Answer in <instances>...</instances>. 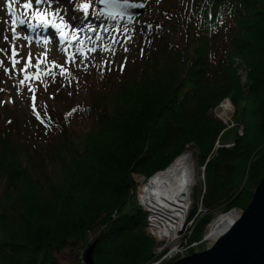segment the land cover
I'll return each instance as SVG.
<instances>
[{"label": "trees", "instance_id": "trees-1", "mask_svg": "<svg viewBox=\"0 0 264 264\" xmlns=\"http://www.w3.org/2000/svg\"><path fill=\"white\" fill-rule=\"evenodd\" d=\"M72 12L76 20L84 16ZM174 12L175 23L171 15L129 23L145 31V66L120 69L124 79L115 90L90 80L86 110L52 109L46 127L28 135L13 113L0 121V264H61L57 254L84 243L96 227L95 264L150 261L155 240L132 195L134 176L164 170L192 142L206 164L205 208L249 205L250 187L264 173V0H180ZM97 14L94 6L87 21ZM181 20L185 32L176 37ZM121 21L103 16L99 24L110 36L129 22ZM159 53L171 67L152 64ZM236 59L247 66L246 83ZM226 98L235 107L233 138L210 114Z\"/></svg>", "mask_w": 264, "mask_h": 264}, {"label": "rangeland", "instance_id": "rangeland-1", "mask_svg": "<svg viewBox=\"0 0 264 264\" xmlns=\"http://www.w3.org/2000/svg\"><path fill=\"white\" fill-rule=\"evenodd\" d=\"M75 1L59 0V2L53 3L49 0H40V2L37 3V0H31L32 8L25 9L23 5L27 3L28 0H0V60L3 61V64L0 65V121H6V119H8L7 111L13 113L11 117L18 120L20 129L24 135L34 133L36 130H40L41 127L43 128V126L46 127L44 125L46 114L52 111V109H58L59 107L61 109H66L70 105H73L71 109L83 107V110H86L87 100H90L91 96L89 95L90 90L88 88L90 80H93L95 84L103 82L107 85L108 91L115 90L121 85L124 79L120 72L122 64L128 67V70L132 72H141L140 67L145 66V63L143 64L141 59L143 57L142 54L147 52L148 45L144 43L145 31L139 24L132 27L129 26V23H135L132 22L133 19L115 17L116 19H120V21L125 19L129 22H126V26L124 27L119 26L109 37L103 38L100 36V33L102 34L101 29L97 28H101L98 21L102 20L105 15L100 13L95 15V20L97 21L93 23H98V25H100L97 28L92 22L87 21L85 15L75 21L74 19H76L77 14L72 12V10L75 12L77 10H82L78 0ZM81 1H85L88 4L90 3L91 9L98 4V0ZM132 1H144L146 3L144 14L136 19H143L145 17L151 18V16H154L155 19L159 20L160 18L163 19V17L168 18L171 15L170 20L172 22L175 23L179 21V16H176L174 11L178 7L180 0H165L168 7L167 10L171 11L168 15L166 12L167 10L165 11L164 9L162 0ZM65 6L68 7V10L64 9ZM91 9H89L87 13H90ZM37 12L45 16L44 21L36 18ZM13 19L16 21L15 25L12 24ZM46 19L51 23L49 31L52 32V36L50 38L45 36V39L39 43L38 41L35 42V37H33L31 33L32 31H36L37 28L38 30L45 31L46 24L44 22ZM183 22L185 21L183 20ZM183 22L181 20L174 29V33L177 35L176 37H180L182 33L185 32ZM13 29L15 30L13 31ZM166 32H163V37L167 39V35H165ZM92 33V42L87 40L88 43L84 42V46L77 44L85 40L84 38L89 39ZM83 35L85 36L83 37ZM5 37H7V40ZM99 37L101 41L99 43H94L98 41ZM167 42L168 40L164 44L167 45ZM13 47H15L18 53L16 59L20 61L15 67L12 65ZM144 48H146L145 51L143 50ZM29 54H31V66L27 68V73L29 75L36 74L38 71L36 65L40 62V73L48 72L49 69H51V73L55 74V79H53L51 74L47 76L42 75L40 80L30 79L25 84L21 85L20 81L24 79L26 74L24 68L28 61ZM145 56L146 55H144V57ZM154 56H156V60L152 61L153 65L158 67H171L172 64L164 63L165 57L162 56H166V54L163 55L159 53ZM54 64L66 69L70 75L62 76L60 74V67H53ZM234 67L241 77V81L246 83L247 66L245 62L236 59ZM5 69H7V71H5ZM166 78L168 79V76H166ZM30 87L35 89V112L32 108L33 92L29 91ZM226 99H224L218 107L212 109L210 114L222 120L226 124V130L228 131L235 125V107L233 105L232 116L227 122L221 119V105ZM73 102L75 103L73 104ZM36 113L40 114L39 119ZM41 121H43V123ZM77 125L78 124L74 125L75 129L81 131L83 125L81 127ZM231 132L232 131L229 130L226 135L233 138L234 133ZM78 134V132H74L71 133V136L75 135L77 138ZM239 134L243 135V128H239ZM68 145H72V143L68 141ZM217 145L218 147L222 146L220 143ZM233 145L234 142L231 141L224 146L230 147ZM41 150L42 149H40V151ZM187 151L193 154V161L196 166V183L193 190L190 213L186 223L180 230L177 242H170L165 239L159 241L150 233L149 220L151 219V214L140 199V189L142 185L160 171L147 179L144 175L137 174L134 176L137 183V190L135 193L132 192V195H134L137 204L147 212L146 229L149 235L155 240L152 250V259L144 264H172L181 257L206 250L209 247V243L205 239L209 225L220 214H228L233 210L227 211L224 207L214 210L205 208L202 201L206 190V164L202 163L200 160V151L196 143L192 142L187 144L186 150L182 154ZM181 155L173 159L168 167ZM259 156L260 155L257 157ZM49 163H51L49 160H45V165H49ZM245 180L247 181V177ZM255 189L256 188L250 187L253 194ZM252 197L253 195L249 198L250 202ZM234 209L245 210L241 207ZM205 219L206 222H203L204 225L198 228L197 225L200 223V220L204 221ZM196 227L198 228L197 237L193 234ZM100 230L101 228L99 227L89 230L84 243L81 242L78 245L70 244L58 253L57 257L61 264H86L81 263L79 257L82 256V252L86 250V242L89 243L88 245H92L94 238L101 232ZM174 248H177L175 253L173 252Z\"/></svg>", "mask_w": 264, "mask_h": 264}, {"label": "bare ground", "instance_id": "bare-ground-1", "mask_svg": "<svg viewBox=\"0 0 264 264\" xmlns=\"http://www.w3.org/2000/svg\"><path fill=\"white\" fill-rule=\"evenodd\" d=\"M233 112L232 102L221 105L220 118L227 122ZM193 154L185 152L166 170L156 173L142 185L140 199L151 214L150 233L159 241L177 242L179 233L190 213L196 183ZM235 210L220 214L208 227L206 241L212 244L239 216ZM177 248L173 249L175 253Z\"/></svg>", "mask_w": 264, "mask_h": 264}, {"label": "water", "instance_id": "water-1", "mask_svg": "<svg viewBox=\"0 0 264 264\" xmlns=\"http://www.w3.org/2000/svg\"><path fill=\"white\" fill-rule=\"evenodd\" d=\"M98 7L109 17L132 19L144 14L146 3L132 0L101 3L98 0ZM239 211L240 216L206 250L181 257L172 264H264V173L251 202L245 210ZM96 245L94 242L87 249L86 264H95Z\"/></svg>", "mask_w": 264, "mask_h": 264}, {"label": "snow or ice", "instance_id": "snow-or-ice-1", "mask_svg": "<svg viewBox=\"0 0 264 264\" xmlns=\"http://www.w3.org/2000/svg\"><path fill=\"white\" fill-rule=\"evenodd\" d=\"M39 2H40V0H37V3H39ZM104 2H105V0H101V3H104ZM9 6H11V5H9ZM23 7L25 9L32 8L31 0H28L27 3H24ZM89 7H90V5L88 3H83V4L80 5V8L84 11L85 14H87V12L89 10ZM36 18L38 20H41V21H44L45 20V16L43 14L39 13V12L36 13ZM129 19H131V17H129ZM15 23H16V21L13 19L12 24L15 25ZM14 30L15 29H13V31ZM5 39L7 40V37H5ZM17 55H18V53H17L15 47H13V49H12V65H13V67H15L18 63H20V61L18 59H16ZM39 63L40 62H38L37 65H36V67L38 69V71L36 72V74L29 75L27 73V68L31 66V54H29L28 61L25 64V68H24V71H25L26 74L24 76V79L20 81V84L21 85L25 84L30 79L40 80L42 75L47 76V75L51 74L52 77H53V79H55V74L54 73H51V69H49L48 72L40 73V71H39ZM2 64H3V61L0 60V65H2ZM53 67H60V74L62 76L63 75H70V73H68L66 69H64L63 67H61L59 65H55L54 64ZM123 69H124V65L122 64L121 65V71H123ZM5 71H7V69H5ZM29 91L33 92V96H32V101H33L32 108H33V111L35 112V109H36V104H35V99H36V97H35V89H33V88L30 87L29 88ZM73 111H76V109H73ZM36 115H37V118L39 119V115L40 114L39 113H36ZM69 115H71V113H69ZM41 122L43 123V121H41Z\"/></svg>", "mask_w": 264, "mask_h": 264}, {"label": "built area", "instance_id": "built-area-1", "mask_svg": "<svg viewBox=\"0 0 264 264\" xmlns=\"http://www.w3.org/2000/svg\"><path fill=\"white\" fill-rule=\"evenodd\" d=\"M150 221V226H151V219L149 220ZM82 256L79 257V261H81V263H86V261L84 260V257L86 255V250L84 252H82L81 254ZM84 256V257H83Z\"/></svg>", "mask_w": 264, "mask_h": 264}]
</instances>
